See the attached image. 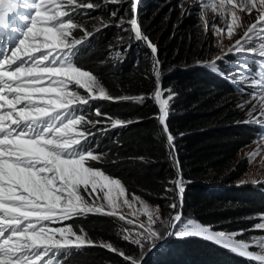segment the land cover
Masks as SVG:
<instances>
[{"label": "snow or ice", "instance_id": "obj_1", "mask_svg": "<svg viewBox=\"0 0 264 264\" xmlns=\"http://www.w3.org/2000/svg\"><path fill=\"white\" fill-rule=\"evenodd\" d=\"M130 2L131 31L136 40L147 42L155 56L157 48L143 34L136 18V0ZM99 7L81 0H0V30L11 33L13 41L8 47H5L7 40L0 44V264H61V255L96 246L117 253L128 264H138L136 258L111 243L97 244L82 228L78 233L73 224L65 223L87 215L112 217L132 225L131 229H123L122 238L141 248L145 241L160 238L154 227L159 220L158 210H150L135 193L129 198L120 179L90 163L99 162L103 153H97L91 146L96 133L85 126L96 128L108 120L111 129H116L132 123L112 118L99 108L94 113L102 119L92 120L84 114L93 101L117 103L133 99L109 95L93 73L74 63L79 48L93 33L77 24L73 17L86 14L79 13L80 9ZM200 7L210 9L220 18L224 27L217 26L215 21L210 27L216 35L226 34L228 38L234 37L242 27V14L258 13L229 52L257 55L255 48L245 46L259 38L262 42L258 55L264 58V0H204ZM18 8L27 14L17 12ZM13 15L23 27L11 22ZM111 15L115 17L116 13ZM77 28L83 31V39L74 37ZM154 67L159 124L164 125L167 143L173 148L174 137L166 124L169 100L162 98L158 58ZM246 68L245 64L241 70ZM253 83L264 90V77ZM259 105L264 109V95L259 96ZM252 110H256V105ZM108 130L107 126L97 129ZM175 185L180 203L170 205L174 211L165 228L175 231L167 234L178 238L204 236L208 240H225V233L208 235L207 230L188 225L179 228L184 222L175 209L182 207L184 189L180 180ZM124 208L129 210L127 215ZM139 215L147 218L146 224H137L128 218ZM254 230H264V222L255 225ZM230 239L232 242L225 243V247L242 257L264 262V240L249 244L234 237ZM253 246H259L261 253L250 252Z\"/></svg>", "mask_w": 264, "mask_h": 264}, {"label": "trees", "instance_id": "obj_2", "mask_svg": "<svg viewBox=\"0 0 264 264\" xmlns=\"http://www.w3.org/2000/svg\"><path fill=\"white\" fill-rule=\"evenodd\" d=\"M100 5L96 10H78L74 21L86 25L93 16L107 17L109 0H81ZM83 33L75 32L81 39ZM108 30L98 31L79 48L74 63L93 73L113 97H130L126 101H93L84 110L86 117L96 120L95 108L112 118L132 121L111 129L105 120L96 128L92 147L103 153L99 162H90L122 181L129 197L135 193L142 200L170 214L175 202L172 180L179 174L183 185L182 218L190 217L202 226L223 233L255 231L264 219V183L240 184L247 173L245 159L239 152L251 145L258 130L247 122L243 91L236 90L224 69L192 68L187 42H168L164 48L166 61L161 67L163 90H169L166 124L176 136L172 154L157 120L158 108L146 101L155 88L150 54L141 46L136 53L127 51L128 59L118 57L122 46ZM195 47V44H194ZM121 53V54H120ZM130 57V58H129ZM140 98H143L142 100ZM107 126L108 131H97ZM177 171V172H176ZM205 185L207 187H204ZM167 189V191H166ZM65 223L82 228L99 244L111 243L120 251L140 261L143 249L124 240L122 223L112 217L87 215ZM59 226V225H53ZM159 239V238H158ZM157 239V240H158ZM61 264H128L107 248L86 247L59 257ZM145 264H255L222 249V246L198 236L171 237Z\"/></svg>", "mask_w": 264, "mask_h": 264}, {"label": "rangeland", "instance_id": "obj_3", "mask_svg": "<svg viewBox=\"0 0 264 264\" xmlns=\"http://www.w3.org/2000/svg\"><path fill=\"white\" fill-rule=\"evenodd\" d=\"M202 2H204V0H136V18L139 22L143 34L148 38V40L151 41L153 45L156 46L157 54L155 56L152 54L151 49L147 47V42L143 40H136L135 34L131 31V26L128 23V21H130L133 16L130 0H118V2L116 3H113L112 0H109V3L112 5V7L108 8L107 17L96 15L86 21L88 27H86V25H82L83 23H81L80 25H82L89 32L93 33V35L98 31H102L104 29L108 30L110 33H114L116 39L113 41L114 43L111 45V47L122 46L124 48L122 54L120 53L121 55L118 56L122 57L123 60L128 59V54L126 55L127 51H131L133 54L136 53L141 46H144L150 54L151 63H154L155 65L157 58L160 62L159 74L161 83L163 75L161 67L167 60L164 54V48L168 42H172L173 40H176L177 42H187L188 58L191 60V63L189 65L192 68H204L206 70L218 69V72H220V69H224L225 76L234 84V86L237 88L236 90L243 91V99L245 100L243 102V106H245L246 112L248 114L247 122L255 126L258 130V135L256 136L254 142L242 149L238 154V158L245 159L248 165L247 173L239 181V183L249 184L252 186L263 184L264 115H262L261 113L264 112V109L260 108L259 96L264 95V90H261L258 85L253 83L254 80L264 77L260 73L257 75V73L253 71V65H257L258 67H260V70L264 71V58H261L258 55L262 41L257 38L254 39L250 45L245 46L246 48H255L257 55L236 53L235 51L229 52V49L235 43V40L240 39L241 36H243L247 26L254 22L255 17L258 15V13L254 11L251 15L242 14V27L236 30V35L234 37L228 38L226 34L223 36H218L215 34V29L210 27L213 21H215L217 26L219 27H224V24L219 17L215 16V14L211 12L210 9H202L200 7V4ZM112 12L116 13L115 17L111 15ZM120 24H123L124 27H119ZM16 25L19 26V23H17ZM77 31L83 33V31L77 28L76 30H74L73 35ZM93 35H91L87 39H90L91 37H93ZM83 38L84 35H82L81 39ZM11 44H6L5 47H8ZM217 57H221V59L217 60ZM245 64L247 65V68L246 70L242 71L241 69L244 68ZM156 71L157 69L154 67L152 71L154 73V79H156ZM71 87L75 89L76 86L72 85ZM79 91L82 95H86L84 90L80 89ZM154 93L155 91L153 92V94ZM253 93H255V95H253ZM162 98L170 101L173 98V95L169 92V90L162 89ZM155 103L159 110L157 102ZM253 105H256L255 111L252 110ZM160 126L163 130L164 125ZM163 134L167 140V134L164 132ZM172 149L173 148H170V161L173 168L175 169L176 162L174 159V155L172 154ZM176 176H179V174L176 173ZM175 178L172 180V189L175 194V203L179 204L180 193L178 189H176L174 181ZM173 187H175V189L177 190L176 193ZM144 202L149 206L150 210H158L159 212V220L156 221L154 227L160 233V238L158 239L160 240L168 232V229L165 228V224L172 216L174 210H172L170 214L165 215L158 207L152 206L146 201ZM137 207H139V204H137ZM128 211L129 210L127 208L123 209V212L126 215L128 214ZM175 211L180 213V208L178 207L177 209H175ZM128 218L134 219L137 224L147 223V218L143 215H139L137 217L128 216ZM182 220L184 223L179 225L180 229H184L185 226L188 225L189 227L203 228L207 230L208 235L223 233L215 231L210 227L202 226L190 217L182 218ZM120 222L122 223L123 229L132 228V225H128L123 221ZM188 222H191V225H189ZM121 232L123 235L125 234L123 230ZM225 234H227L225 240L209 241L222 246L223 250L235 254L246 261H253L255 264H264V262L253 260L251 259V257H242L238 253L232 251L230 248L224 246L225 243L232 242V240L230 239L232 237H234L236 241L255 244V242L257 241L264 240V230ZM173 237L177 236L173 235ZM198 237L204 238V236ZM158 240L155 239L154 241H145L143 248L139 246L141 249H143L142 256L145 254L148 248ZM249 251L253 254H260L261 248L259 246H253L249 248Z\"/></svg>", "mask_w": 264, "mask_h": 264}, {"label": "water", "instance_id": "obj_4", "mask_svg": "<svg viewBox=\"0 0 264 264\" xmlns=\"http://www.w3.org/2000/svg\"><path fill=\"white\" fill-rule=\"evenodd\" d=\"M151 67H152V71H153V68H154V63H151ZM154 74V73H153ZM153 77H154V75H153ZM155 78V77H154ZM155 88H156V79H155ZM155 88L153 89V91H152V93L149 95V96H147L146 97V101H149V102H152V103H154L155 105H156V103H155V101H154V99H153V92L155 91ZM156 107H157V105H156ZM158 108V107H157ZM158 117H159V110H158V115H157V120H158V122H159V119H158ZM166 120H167V117H166ZM174 137V141L176 140V136H173ZM166 144H167V146H168V148H169V145H168V143H167V140H166ZM169 154H170V151H169ZM176 180H180V177L179 176H176V178H175V180L174 181H176ZM202 186H204V187H207V186H205V185H202ZM174 188V191H175V193L177 192V190L175 189V187H173ZM180 211H181V209H180ZM170 219V218H169ZM168 231H175L174 229H168ZM168 233V232H167ZM165 234V236L163 237V238H161L160 240H158V241H156V242H154L149 248H148V250L145 252V254L141 257V259H140V261H139V263L138 264H145V263H147L151 258H152V256L161 248V247H163L169 240H170V238L171 237H173V235L172 236H169L168 234Z\"/></svg>", "mask_w": 264, "mask_h": 264}, {"label": "bare ground", "instance_id": "obj_5", "mask_svg": "<svg viewBox=\"0 0 264 264\" xmlns=\"http://www.w3.org/2000/svg\"><path fill=\"white\" fill-rule=\"evenodd\" d=\"M153 99H154V94H153ZM154 101H155V99H154ZM156 102V101H155Z\"/></svg>", "mask_w": 264, "mask_h": 264}]
</instances>
